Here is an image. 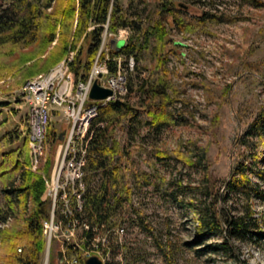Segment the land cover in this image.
Masks as SVG:
<instances>
[{
  "label": "rangeland",
  "instance_id": "374dc122",
  "mask_svg": "<svg viewBox=\"0 0 264 264\" xmlns=\"http://www.w3.org/2000/svg\"><path fill=\"white\" fill-rule=\"evenodd\" d=\"M168 1L177 9L170 11L164 26L169 31L165 46L169 49L165 54L167 91L171 95L173 91L177 100L171 106L174 122L158 130L137 128L129 138L137 153L132 154L128 167L136 173L144 171L148 183L143 177L135 179L129 172L126 174L125 180L131 188L130 201L119 204L110 218L112 223L123 222V242H116L114 252L103 253L104 263L264 264V200L255 199L252 203L253 233H246L239 239L230 238L229 249H218L220 234L198 235L195 229L197 211L207 201L202 195L200 170L177 158L151 160L153 164L148 166L149 152L153 148L187 151L199 145L206 151L208 173L215 188L227 177L231 164L245 151L239 141L246 126L264 107V0ZM119 5L127 23L133 21L144 27L156 19L155 0H119ZM173 18L182 22V28L173 24ZM133 26L117 27L115 34L121 31L125 39L134 37ZM110 39L114 38L103 33L104 48ZM53 43L37 58L44 57ZM122 45L123 41L118 40L117 46ZM151 46L152 42L140 55L139 78L147 73L143 72L144 64L148 72L152 69ZM36 48L32 44L19 49L17 54L0 57V63L10 69L3 72L5 75L0 79V134L14 125L24 128L28 105L20 94L27 81H48L55 74L56 66H63L64 62V72H71L66 62L71 61L74 50L32 76L22 78L13 73L11 64L18 63L23 53H33ZM128 59L120 57L119 60L125 85L127 75L134 71L133 60L129 66ZM59 120L60 115L52 111L49 128L56 130L58 135L59 128L66 126ZM55 146L49 148L44 141L41 158L34 165L31 153L28 169L37 171L50 156V171ZM257 151L264 155V149ZM259 166L264 168V160ZM48 172L40 171L42 179ZM163 179L169 183L166 193L161 194L158 185ZM97 184L98 177L91 185ZM45 193L47 196L46 189ZM227 205L240 208L234 198L228 200ZM11 225L12 217H8L0 223V229ZM79 238L80 230L74 239ZM45 247L39 264H43Z\"/></svg>",
  "mask_w": 264,
  "mask_h": 264
},
{
  "label": "trees",
  "instance_id": "16d2710c",
  "mask_svg": "<svg viewBox=\"0 0 264 264\" xmlns=\"http://www.w3.org/2000/svg\"><path fill=\"white\" fill-rule=\"evenodd\" d=\"M155 2L156 19L142 27L125 21L119 0H0V57L17 54L19 49L32 44L37 47L33 53H23L18 63L11 64L13 73L22 78L40 72L74 50L69 69L75 81L83 80L94 59L103 58L102 51L98 52L103 32L115 33L117 27L134 25V37L122 40L123 45L117 50L109 45L107 49L109 72L115 70L114 58L133 60L134 71L126 77V92L98 107L87 133L83 209L90 222L105 226L114 224L110 219L112 211L124 201H130L131 188L125 180L126 174L129 172L135 179L143 177L148 183L144 171L136 173L128 167L132 154L137 153L129 143L131 134L137 128L158 130L174 122L171 106L177 100L173 91L172 95L167 91L165 54L169 49L165 46L169 31L164 26L170 11L177 9L168 0ZM173 24L182 28L180 20L173 18ZM150 42L154 63L149 72L144 64L143 72L147 73L139 78L140 55L147 51ZM51 43L46 55L37 58ZM28 61L31 62L25 64ZM5 71H10L9 67L0 63V79ZM130 98H134L133 101ZM27 133L25 119L24 128L14 125L0 134V223L12 217V225L0 229V264H39L45 245L41 221L47 215L48 203L40 171H49L51 157L47 156L37 171L29 170L32 159ZM56 143L58 133L48 127L45 145L50 148ZM239 144L245 151L231 164L218 188L210 179L206 151L202 146L193 145L187 151L153 148L149 152L148 166H152L151 160L177 158L200 170L202 195L207 201L197 211L195 229L198 235L220 234L218 249H229L230 238L239 239L246 233H253L252 203L255 199L264 200V168L259 166L264 155L257 151L264 149V107L246 126ZM96 177L98 184L94 187L91 183ZM168 183L163 179L158 185L161 194L166 193ZM233 198L240 203V208L227 205Z\"/></svg>",
  "mask_w": 264,
  "mask_h": 264
},
{
  "label": "built area",
  "instance_id": "2783aa9c",
  "mask_svg": "<svg viewBox=\"0 0 264 264\" xmlns=\"http://www.w3.org/2000/svg\"><path fill=\"white\" fill-rule=\"evenodd\" d=\"M105 33V32H103ZM115 42L124 40L121 31L107 33ZM113 39V40H114ZM106 49L102 51L103 58L94 59L88 73L83 80H74L71 72H64L63 66H56V72L48 85L30 84L27 90L21 93V98H28L26 112H31L33 126L31 136L40 139L42 125L46 123V116H42V103H49V114L52 111L60 115V122L66 126L60 129L61 140L55 146L54 160L51 170L46 175L50 183V192L47 195V215L43 218V225L48 226V242L43 255V264H50L49 253L52 251L53 264H84L90 256L97 257L102 264L103 253L114 252L116 242H123L122 224L117 222L105 226L103 223L90 222L83 209L86 194V164L88 126L96 115V106L123 96L126 92L125 77L119 65L120 57L114 58L116 67L109 72L106 61ZM132 59L129 57L128 65ZM102 88L111 91V94L101 100L88 98V92L93 82ZM69 144H76V152H69ZM81 192L79 204L70 203V194ZM68 210H76V217H83L84 228L80 229V238H71V228H75V218L68 217ZM72 250L82 251V261L73 262ZM57 252L60 260L57 262Z\"/></svg>",
  "mask_w": 264,
  "mask_h": 264
},
{
  "label": "bare ground",
  "instance_id": "6f19581e",
  "mask_svg": "<svg viewBox=\"0 0 264 264\" xmlns=\"http://www.w3.org/2000/svg\"><path fill=\"white\" fill-rule=\"evenodd\" d=\"M104 41L102 40L101 47L99 49H106L103 46ZM69 61L66 62L67 67L69 68ZM39 81L38 79H32L29 80L25 83V85L22 88L21 93H23L27 88L29 87L30 84L37 83ZM41 85H48V81H41ZM25 102H27L28 105V98H23ZM105 104V103H104ZM103 105V104H101ZM100 105L96 106V113L97 109ZM41 114L42 116H46V123H43L42 125V132L40 133V139H37V142L35 141V138L31 136L32 132V126H33V117L31 112L26 113V121H27V127H28V133H27V144L28 148L31 151L33 155V163L36 165V163L39 161V159L42 156V150H43V144L45 141V135L47 128L49 127L50 120H51V114H49V103H42L41 107ZM96 115H94L95 117ZM89 127V126H88ZM69 152H76V144H69ZM44 184H45V189L47 193L49 194L50 192V183L46 179V177L43 178ZM81 200V192H73L70 194V203L71 204H79ZM68 217L69 218H75V228H71V238L74 239L76 236V232L80 229L84 228V219H81L80 217H76V210H68ZM43 225V219L41 221ZM43 230V236L45 238V245L47 246L48 242V226H42ZM76 252V254H74ZM72 258L73 262H81L82 261V251L81 250H72ZM102 264L104 263V259L102 257Z\"/></svg>",
  "mask_w": 264,
  "mask_h": 264
},
{
  "label": "water",
  "instance_id": "95a60500",
  "mask_svg": "<svg viewBox=\"0 0 264 264\" xmlns=\"http://www.w3.org/2000/svg\"><path fill=\"white\" fill-rule=\"evenodd\" d=\"M109 48H115L117 50L119 47L117 46V42H115V40L110 39ZM110 94V90L98 86L94 81L89 89L88 98L92 100H101ZM62 133L63 132H60V134L58 135V140H61ZM60 256V252H57V262L60 260ZM84 264H101V262L97 257L90 256L84 260Z\"/></svg>",
  "mask_w": 264,
  "mask_h": 264
}]
</instances>
